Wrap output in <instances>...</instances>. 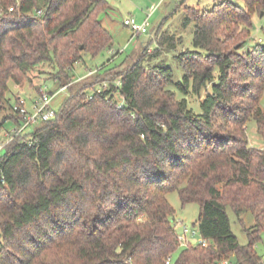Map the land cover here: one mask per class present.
<instances>
[{"label": "trees", "instance_id": "1", "mask_svg": "<svg viewBox=\"0 0 264 264\" xmlns=\"http://www.w3.org/2000/svg\"><path fill=\"white\" fill-rule=\"evenodd\" d=\"M236 1L179 4L194 26L193 50L175 57L181 81L169 65H144L146 46L137 62L73 83L85 55L113 47L99 19L108 0H0V113L8 106L20 127L10 86L31 84L46 63L71 92L53 119L3 147L0 264H264V148L247 134L253 121L264 141V44L248 47L264 0ZM172 192L199 206L207 246H181ZM229 210L242 224L253 217L244 246Z\"/></svg>", "mask_w": 264, "mask_h": 264}, {"label": "rangeland", "instance_id": "2", "mask_svg": "<svg viewBox=\"0 0 264 264\" xmlns=\"http://www.w3.org/2000/svg\"><path fill=\"white\" fill-rule=\"evenodd\" d=\"M185 2V6L198 10H210L218 0H108L109 11L101 14L99 19L103 27L111 34L113 39V47L106 50L96 57L87 54L83 61L76 64L71 72L73 83L82 81L89 71L101 70L105 65L108 69L116 68L117 70L124 66L137 62L144 52V48L148 46L147 54L144 55V65L156 66L159 64L169 65L174 72L175 82L181 81L183 71L179 66L175 57L178 54L188 50H193V29L194 26H184L183 8H178L181 2ZM236 4L243 6V3L231 0ZM151 15V16H150ZM150 16L149 34L138 36L133 39L132 31L124 26V21L128 18H134L137 22L142 23ZM254 29L252 31L253 41L248 44L249 49H253L256 44H264V13L256 15L253 20ZM160 30V36L156 33ZM162 36V37H161ZM178 38H181V42ZM166 39V40H165ZM174 44L175 49L168 48L170 40ZM58 72V66L55 63H46L39 66L31 73L32 83L20 88L11 84L10 92L7 99L10 105L14 106L16 98L19 96L25 100L26 107L32 109L33 103L40 95L35 91L34 86H41L43 92L53 94L51 108L59 111L66 101L70 98L71 92L66 89L62 90L57 78L54 76ZM107 83L95 87L97 90L106 88ZM210 89V88H209ZM205 97V94L202 96ZM117 98V97H116ZM120 103L121 99L118 97ZM189 106L196 114L201 112L200 100L192 96L188 97ZM260 106L264 109V95ZM12 116L10 108L7 106L6 111L0 113V157L5 153L3 147L9 143V134L17 129L18 125L8 118ZM39 125V124H38ZM38 125L31 126L27 133H33ZM247 134L251 146L263 149L264 141L257 133L255 122L251 121L247 124ZM2 147V148H1ZM3 149V150H2ZM169 203L175 209V222L177 223V231L182 234L183 230L178 224H185L190 230H195L198 235L196 237L189 236L188 240L192 245H198L201 239L198 228L194 226L199 215V206L197 204L183 205L178 192H172L167 197ZM232 231L236 235L239 244L244 246L248 243V237L243 229L250 228L254 225L252 215L245 214L242 216L244 224L239 221L235 214L229 210ZM190 244V245H191ZM257 253L264 258V234L262 241L256 246ZM180 252H176L173 261L179 257Z\"/></svg>", "mask_w": 264, "mask_h": 264}, {"label": "built area", "instance_id": "3", "mask_svg": "<svg viewBox=\"0 0 264 264\" xmlns=\"http://www.w3.org/2000/svg\"><path fill=\"white\" fill-rule=\"evenodd\" d=\"M124 26L129 28L133 33V38L138 36H144L149 34L150 17L146 18L142 23H139L134 18H128L124 21ZM96 71H89L88 76H91ZM85 77V78H86ZM67 87L62 88L66 90ZM53 96L41 91L40 97L34 101L32 109L26 107L25 100L21 97H17V103L14 105V112L19 114L21 119L20 127L13 131V135H19L28 130L31 126L37 125L42 122H47L53 119L56 115L55 110L51 108V101ZM13 135H9V142L13 140ZM2 148V147H1ZM182 228V234H179V241L182 247H187L191 243L188 238L196 237L198 233L195 230H190L185 224H178ZM198 244L207 246V242L202 238L198 241ZM171 263V259L168 260L167 264ZM219 264H229L228 262H222Z\"/></svg>", "mask_w": 264, "mask_h": 264}, {"label": "crops", "instance_id": "4", "mask_svg": "<svg viewBox=\"0 0 264 264\" xmlns=\"http://www.w3.org/2000/svg\"><path fill=\"white\" fill-rule=\"evenodd\" d=\"M150 16H151V15H150ZM150 16H148V17H150ZM148 17H147V18H148ZM150 18H151V17H150ZM133 39H134V38H133ZM9 135H10V134H9ZM9 135H8V136H9Z\"/></svg>", "mask_w": 264, "mask_h": 264}]
</instances>
